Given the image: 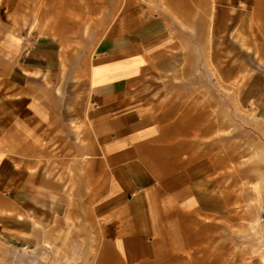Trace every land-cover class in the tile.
I'll list each match as a JSON object with an SVG mask.
<instances>
[{"label":"crops","instance_id":"obj_1","mask_svg":"<svg viewBox=\"0 0 264 264\" xmlns=\"http://www.w3.org/2000/svg\"><path fill=\"white\" fill-rule=\"evenodd\" d=\"M71 3L43 7L38 21L54 12L56 25L79 22ZM204 6L202 52L264 126V0ZM18 12L0 0V246L100 236L126 264L178 246L191 219L222 204L220 177L207 180L205 148L191 143L205 132H191L172 100L162 111L173 80L189 76L194 36L158 12L79 54L60 32L19 31ZM239 196L264 211L261 182ZM260 228L254 254L264 264V217Z\"/></svg>","mask_w":264,"mask_h":264},{"label":"rangeland","instance_id":"obj_2","mask_svg":"<svg viewBox=\"0 0 264 264\" xmlns=\"http://www.w3.org/2000/svg\"><path fill=\"white\" fill-rule=\"evenodd\" d=\"M68 1L78 4L79 22L70 19L56 25L52 18L54 12L48 13L44 22L38 21L43 7L53 4L56 10L57 5ZM50 2L15 0L19 31L30 35L60 32L77 41L79 54H88L102 35L125 29L140 18L158 12L194 36L189 76L180 71L178 79L173 80L176 90L167 98L163 96L162 111L165 103L172 100L178 106L176 114L188 112L192 117L191 132H205V136H191V139H200V142L191 143L205 148L211 171L207 172V180L214 175L220 177L222 204H207L205 214L191 219L189 226L180 230L187 233L178 246L157 245L129 264H260L254 254V241L258 242L255 239L261 233L260 218L264 217V211L261 205L252 206L239 195L240 191L249 192L251 186L258 194L260 182L264 184V149L261 150V146L264 148V126L245 114L237 102V87L228 82V77L220 76L202 52L205 27L199 29V25L204 24V12H201L205 8L204 0ZM204 21L207 22L206 17ZM253 198L256 201L257 197L249 199ZM0 264L126 263L100 236H48L27 246L23 242L0 246Z\"/></svg>","mask_w":264,"mask_h":264},{"label":"bare ground","instance_id":"obj_3","mask_svg":"<svg viewBox=\"0 0 264 264\" xmlns=\"http://www.w3.org/2000/svg\"><path fill=\"white\" fill-rule=\"evenodd\" d=\"M190 121H191V120H190ZM182 129H183V128H182ZM261 147H262L261 150L264 149L263 146H261ZM256 150H257V149H256ZM258 151H259V150H258ZM256 152H257V151H256ZM257 153H258V152H257ZM260 155H261V154H260ZM116 254H117V253H116Z\"/></svg>","mask_w":264,"mask_h":264}]
</instances>
